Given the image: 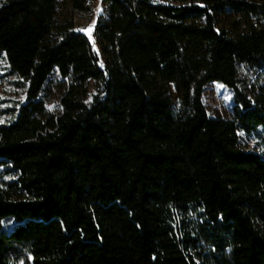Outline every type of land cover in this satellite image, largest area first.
<instances>
[{"label":"trees","instance_id":"16d2710c","mask_svg":"<svg viewBox=\"0 0 264 264\" xmlns=\"http://www.w3.org/2000/svg\"><path fill=\"white\" fill-rule=\"evenodd\" d=\"M104 3L0 0V264H264V0Z\"/></svg>","mask_w":264,"mask_h":264},{"label":"rangeland","instance_id":"374dc122","mask_svg":"<svg viewBox=\"0 0 264 264\" xmlns=\"http://www.w3.org/2000/svg\"><path fill=\"white\" fill-rule=\"evenodd\" d=\"M106 4L104 0H89L90 10L84 13L76 14V28L84 32L93 43L96 50L100 52L97 46L95 38V29L99 16L103 13ZM90 29V31H89ZM6 67L5 62L0 59V99L5 100L3 108L11 106L16 100L25 97L26 89L20 83V76L18 74L5 75L10 72ZM171 94L181 106L185 101V91L180 85H169ZM94 92V89L92 90ZM205 101L207 103L208 110L213 117L228 119L231 117V109L234 105L232 92L219 83H212L208 86ZM2 120V119H1ZM257 144L255 141H246L243 147L247 150H255ZM9 226H5L8 229L13 228L17 224L14 217H8Z\"/></svg>","mask_w":264,"mask_h":264},{"label":"snow or ice","instance_id":"6c2138e0","mask_svg":"<svg viewBox=\"0 0 264 264\" xmlns=\"http://www.w3.org/2000/svg\"><path fill=\"white\" fill-rule=\"evenodd\" d=\"M89 31H90V29H89Z\"/></svg>","mask_w":264,"mask_h":264}]
</instances>
